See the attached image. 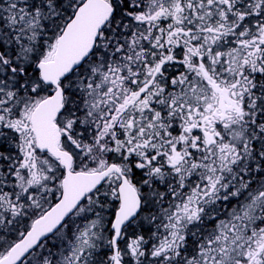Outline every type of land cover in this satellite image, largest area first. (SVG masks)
Here are the masks:
<instances>
[{"label": "snow or ice", "instance_id": "snow-or-ice-1", "mask_svg": "<svg viewBox=\"0 0 264 264\" xmlns=\"http://www.w3.org/2000/svg\"><path fill=\"white\" fill-rule=\"evenodd\" d=\"M0 264H264V0H0Z\"/></svg>", "mask_w": 264, "mask_h": 264}]
</instances>
